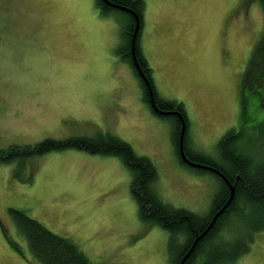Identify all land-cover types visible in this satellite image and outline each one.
Segmentation results:
<instances>
[{
	"label": "rangeland",
	"instance_id": "rangeland-1",
	"mask_svg": "<svg viewBox=\"0 0 264 264\" xmlns=\"http://www.w3.org/2000/svg\"><path fill=\"white\" fill-rule=\"evenodd\" d=\"M144 1L140 49L157 92L184 105L191 150L221 161L220 140L244 125L240 147L255 167L263 164L264 71H255L264 68L260 4ZM124 17L105 16L96 0H0V150L116 136L155 164L163 203L206 216L220 182L180 164L172 120L145 105L142 85L118 51ZM132 181L121 158L76 148L1 163L0 264H41L11 209L71 240L93 264H172L170 233L142 218ZM245 237L240 221L226 224L209 260L240 251ZM234 264H264V231Z\"/></svg>",
	"mask_w": 264,
	"mask_h": 264
},
{
	"label": "trees",
	"instance_id": "trees-1",
	"mask_svg": "<svg viewBox=\"0 0 264 264\" xmlns=\"http://www.w3.org/2000/svg\"><path fill=\"white\" fill-rule=\"evenodd\" d=\"M98 6L105 7L102 12L105 16L115 11L124 14L120 19L123 29V44L118 50L122 59L125 60L137 75L132 56V40L136 28L137 17L140 20V30L137 34L136 53L139 63L152 82L157 102L163 111H179L183 114L187 123L185 135V151L190 160L220 170L227 180L235 186V195L231 205L223 215L219 217L213 228L197 244L194 252L185 264H234L241 256L249 253L251 245L255 241V235L264 231V163L255 167L254 160L244 153L240 143L244 139V125L240 131H229L219 142L221 161H216L202 154L194 153L188 140V116L184 105L176 100H168L161 97L154 84L153 69L140 49V33L143 26L145 1L144 0H109L126 10L116 9L103 0H96ZM264 11V0H255ZM257 57L253 59L252 67ZM250 67L248 75L255 71L263 72L264 68L253 71ZM251 76V75H250ZM147 77V78H148ZM246 82H248L246 80ZM248 96L243 94V122L247 110ZM159 117L171 119L173 123L172 140L176 155L181 165L190 169L206 172L198 168L188 166L182 161L178 143L180 136V118L178 116ZM76 148L92 154L117 156L122 159L127 168L132 172V193L137 200L141 216L151 224L158 225L170 233L171 263L180 264L189 252L195 240L201 236L211 224L215 214L227 203L231 195V189L226 180L212 172L220 182V188L215 194L211 210L208 215L202 216L183 208H175L163 203L159 197L155 184L159 179L155 164L147 157L138 155L133 147L124 140L107 135L98 139L86 137H73L65 140L46 139L34 147H14L9 150H0V164L7 163L17 157L44 155L52 151H63ZM11 215L16 223L18 231L25 236L31 254L41 264H93L81 249L71 240L55 234L44 224L30 217L27 213L11 209ZM240 221L243 224V246L231 256L225 258L212 254L209 260L208 252L213 249L226 224ZM234 248H229V252Z\"/></svg>",
	"mask_w": 264,
	"mask_h": 264
},
{
	"label": "water",
	"instance_id": "water-1",
	"mask_svg": "<svg viewBox=\"0 0 264 264\" xmlns=\"http://www.w3.org/2000/svg\"><path fill=\"white\" fill-rule=\"evenodd\" d=\"M106 3L110 4L111 6H113L116 9H120V10H126L125 8L113 4L111 1L109 0H103ZM140 30V20L137 17V23H136V28L133 34V46H132V56H133V60H134V64L135 67L137 68V70L139 71L140 75L144 78L145 82L147 83V85L149 86V88L151 89V85H150V81L149 79H147L145 73L142 70V67L139 63L138 57H137V53H136V40H137V34ZM153 93L152 89H151V94ZM152 100H153V108L155 109L156 112H158L159 114L163 115V116H178L181 120V129H180V137H179V154L180 157L182 159L183 162H185L188 166L193 167V168H198V169H202V170H207L210 172H214L216 173L218 176H220L221 178H223L224 180L227 181L230 189H231V195L229 200L227 201V203L215 214L213 220L211 221V224L209 225V227L206 229V231L199 236L195 242L193 243L192 247L190 248L189 252L186 254V256L183 258L182 262L180 264H185V262L187 261V259L191 256V254L194 252L197 244L199 243V241L205 237L207 235V233L213 228V226L215 225V223L217 222V220L219 219V217L221 215H223L225 213V211L228 209V207L231 205L233 199H234V195H235V186L232 185L227 178L224 176V174L211 166H207L201 163H196L192 160H190L189 156L187 155L186 151H185V145H184V140H185V135L187 132V123L185 121V118L183 116V114L179 111H163L161 110L159 107H157V105L154 102V97L152 94Z\"/></svg>",
	"mask_w": 264,
	"mask_h": 264
},
{
	"label": "flooded vegetation",
	"instance_id": "flooded-vegetation-1",
	"mask_svg": "<svg viewBox=\"0 0 264 264\" xmlns=\"http://www.w3.org/2000/svg\"><path fill=\"white\" fill-rule=\"evenodd\" d=\"M98 8H99V10L101 11V13L104 11V9H105V7H103V6H98ZM143 70V69H142ZM136 71H137V75H139V78H137L138 80H139V82H140V84L142 85V88H143V91H144V97H143V99H144V103H145V105L148 107V109H149V111L153 114V115H155V116H160V114L158 113V112H156L155 111V109L153 108V100H152V94H153V97H154V102H155V104L157 105V107H159L160 108V106H159V104H158V102H157V99H156V94H155V92L153 91V88H152V85H151V81H150V85H151V89H152V91H153V93L151 94V89L149 88V86L147 85V83L145 82V80H144V78L140 75V73H139V71L137 70V68H136ZM144 71V70H143ZM146 75V77H148L147 76V74H145ZM147 79H149V77L147 78ZM156 86V85H155ZM180 124H181V121H180ZM180 129H181V125H180ZM188 130H189V124H188ZM180 137V136H179ZM178 149H179V143H178Z\"/></svg>",
	"mask_w": 264,
	"mask_h": 264
}]
</instances>
